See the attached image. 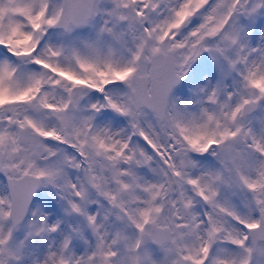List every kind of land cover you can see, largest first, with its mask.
Segmentation results:
<instances>
[{
    "label": "snow or ice",
    "instance_id": "obj_1",
    "mask_svg": "<svg viewBox=\"0 0 264 264\" xmlns=\"http://www.w3.org/2000/svg\"><path fill=\"white\" fill-rule=\"evenodd\" d=\"M0 264H264V0H0Z\"/></svg>",
    "mask_w": 264,
    "mask_h": 264
}]
</instances>
